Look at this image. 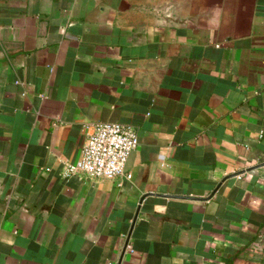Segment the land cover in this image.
Instances as JSON below:
<instances>
[{
    "label": "crops",
    "instance_id": "0c3cea01",
    "mask_svg": "<svg viewBox=\"0 0 264 264\" xmlns=\"http://www.w3.org/2000/svg\"><path fill=\"white\" fill-rule=\"evenodd\" d=\"M262 163L264 0H0V264H264Z\"/></svg>",
    "mask_w": 264,
    "mask_h": 264
},
{
    "label": "built area",
    "instance_id": "2783aa9c",
    "mask_svg": "<svg viewBox=\"0 0 264 264\" xmlns=\"http://www.w3.org/2000/svg\"><path fill=\"white\" fill-rule=\"evenodd\" d=\"M80 159L67 167L65 176L80 174L89 179L114 180L119 176L130 179L125 166L138 145L134 129L116 122H96L84 126Z\"/></svg>",
    "mask_w": 264,
    "mask_h": 264
},
{
    "label": "water",
    "instance_id": "95a60500",
    "mask_svg": "<svg viewBox=\"0 0 264 264\" xmlns=\"http://www.w3.org/2000/svg\"><path fill=\"white\" fill-rule=\"evenodd\" d=\"M263 165H264V163L259 164V165H257V166L254 167V168H257V167H260V166H263ZM237 174H238V173H237ZM226 179H227V178H225L224 180H226ZM224 180H223V181H224ZM218 188H219V186L215 189V191L213 192V194L217 191ZM213 194H212V195H213ZM212 195H211V197H212ZM180 198H181V197H180ZM201 200H206V199H201ZM137 214H138V212L135 214L134 219H133V221H132L131 228H130V232L128 233L127 239H126V241H125V244H124V247H123V249H122L121 257H120V259H119L118 264H120V262H121V258H122L123 254H124V252H125L126 247H127L128 240H129V236H130L131 230H132V228H133V225H134V223H135V220H136V218H137Z\"/></svg>",
    "mask_w": 264,
    "mask_h": 264
}]
</instances>
